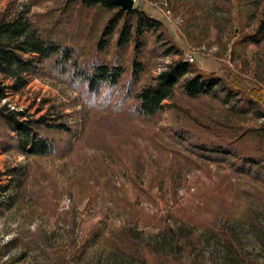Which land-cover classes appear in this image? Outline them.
Returning <instances> with one entry per match:
<instances>
[{
	"label": "rangeland",
	"instance_id": "1",
	"mask_svg": "<svg viewBox=\"0 0 264 264\" xmlns=\"http://www.w3.org/2000/svg\"><path fill=\"white\" fill-rule=\"evenodd\" d=\"M134 9L162 23L144 33L139 57L131 44L118 52V30L97 52L116 11L0 0V24L22 18L80 62L98 56L125 69L97 96L40 56H24L34 67L18 91L0 73V264H264V36L255 37L264 0H135ZM172 45L181 53L166 54ZM200 47L191 64L215 75L227 65L262 92V105L177 91L163 112L138 116L132 61L143 68L139 90ZM7 115L53 150L33 155L30 139L22 150ZM226 144L259 164L247 171L200 149Z\"/></svg>",
	"mask_w": 264,
	"mask_h": 264
},
{
	"label": "trees",
	"instance_id": "2",
	"mask_svg": "<svg viewBox=\"0 0 264 264\" xmlns=\"http://www.w3.org/2000/svg\"><path fill=\"white\" fill-rule=\"evenodd\" d=\"M72 1H76L79 7L84 10L116 11L107 20L101 31L97 43V52L100 54L106 50L109 39L118 30L115 42L118 52L131 44L135 57H139L144 48L142 42L144 33L162 29V23L151 19L140 9H134L127 13L112 5L108 0ZM263 36L264 19L261 21L255 37L258 41ZM253 40L255 39L253 38ZM174 50L175 53H181L180 49L174 45L165 53L170 54ZM24 56H40L41 62L52 61L62 75H69L70 83L85 84L86 91L96 96L102 91H111L118 87L125 73L122 65L104 62L98 56H93L87 63L78 61L73 47L38 36L34 29L28 28L26 21L22 18L0 24V73L13 79L11 88L14 91L25 87L27 84L25 76L34 67L33 59H24ZM142 71L141 63L133 60L130 69L131 84L128 98L133 100L132 110L143 118H152L163 112L168 107L166 102L174 100L177 91L190 99L211 97L221 100L224 104L238 105L245 102L247 106L254 107V105L263 103L262 92L233 73L227 65H221L219 72L215 75L207 74L187 60L179 59L167 66L156 80L136 90L133 85L138 81ZM5 90L4 88L0 89V100L5 98ZM3 117L20 136L22 150L30 146L29 139L33 146V155L39 156L53 150V145L46 139L42 137L31 139L29 127L16 122L12 115ZM200 149L204 153L222 158V160H226L228 157L235 158L240 162L241 168L247 171L259 164L256 162V157L240 149L238 145H210Z\"/></svg>",
	"mask_w": 264,
	"mask_h": 264
},
{
	"label": "water",
	"instance_id": "3",
	"mask_svg": "<svg viewBox=\"0 0 264 264\" xmlns=\"http://www.w3.org/2000/svg\"><path fill=\"white\" fill-rule=\"evenodd\" d=\"M112 5L118 7L124 12H131L134 10L135 0H108Z\"/></svg>",
	"mask_w": 264,
	"mask_h": 264
},
{
	"label": "built area",
	"instance_id": "4",
	"mask_svg": "<svg viewBox=\"0 0 264 264\" xmlns=\"http://www.w3.org/2000/svg\"><path fill=\"white\" fill-rule=\"evenodd\" d=\"M204 48H196V49H191L187 55H186V60L189 62V63H193L194 62V59H195V56L197 54H199L200 52H203Z\"/></svg>",
	"mask_w": 264,
	"mask_h": 264
}]
</instances>
